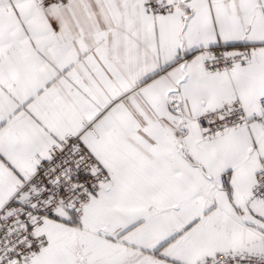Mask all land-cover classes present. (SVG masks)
Here are the masks:
<instances>
[{"label":"snow or ice","instance_id":"6c2138e0","mask_svg":"<svg viewBox=\"0 0 264 264\" xmlns=\"http://www.w3.org/2000/svg\"><path fill=\"white\" fill-rule=\"evenodd\" d=\"M0 264H264V0H0Z\"/></svg>","mask_w":264,"mask_h":264}]
</instances>
